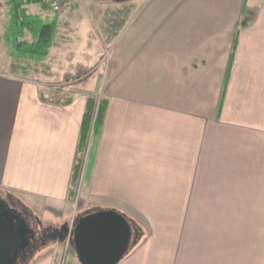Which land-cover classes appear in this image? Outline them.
Masks as SVG:
<instances>
[{"label":"crops","instance_id":"1","mask_svg":"<svg viewBox=\"0 0 264 264\" xmlns=\"http://www.w3.org/2000/svg\"><path fill=\"white\" fill-rule=\"evenodd\" d=\"M158 4L139 33L136 7L120 36L83 38L80 55L60 57L91 68L59 91L45 81L49 94L76 90L62 103L0 60V190L41 226L71 232L81 128L99 97L84 200L131 210L145 230L119 264H264V0ZM65 264H79L75 252Z\"/></svg>","mask_w":264,"mask_h":264},{"label":"rangeland","instance_id":"2","mask_svg":"<svg viewBox=\"0 0 264 264\" xmlns=\"http://www.w3.org/2000/svg\"><path fill=\"white\" fill-rule=\"evenodd\" d=\"M51 1L58 2L60 6L58 11L49 7V3ZM159 4L158 0H0V60L4 61V65L2 67L6 68L8 66L7 59L10 57L11 60H13V69L15 71L23 70L20 71L19 74L25 79L42 84V98L47 101L51 100L56 103H62V101L64 102V100H66V97L68 98L72 96L76 90L72 88L70 89L71 91L66 93L64 92L61 95L58 93L49 94L44 85L45 81H47L48 84L55 86L52 90L56 91V89H60V87L67 82L75 84L77 79L76 77L79 74L81 76L82 74L87 75V71H90L91 68L85 70L76 66V64L74 66L71 62L65 63L60 60V57L64 59L80 55L82 44L81 39L83 38H113L120 36L123 32L122 27L124 22L127 21L130 16V12L136 7L138 9L134 12L131 18V26L132 32L134 31V33H139V22L146 17L153 16L148 12L152 10V7H156ZM22 11L28 17L40 16L44 22H57V30L53 43V46L56 47L53 48L52 46L51 48L53 49H50L51 52H49V54H53L55 58L51 59L50 55H48L44 61L37 62L24 59L16 60L10 55V50L6 43V37L9 34L8 31L12 24L13 15ZM156 15L157 14L153 16L154 20ZM25 33L26 36L21 41L25 40L32 42V36L29 30H26ZM70 66H72V72L70 71L68 73H74L73 76L68 75L69 77L67 76V78H58V76H56L51 79L47 77V74H49V71L51 70L56 71L58 69H62V71H66L67 67L70 68ZM71 84H68V86H71ZM60 96L62 98H60ZM97 99L101 100L99 97H97ZM89 152L90 148L88 145L86 149H84L83 153L80 154L82 158L81 173L77 182L75 184L73 183L71 189L74 208L81 212V217L89 213L103 210L96 207L93 208L90 202H86L83 197V194H86L88 185L90 184V178H88L89 181L86 178L88 171V169H86V165ZM0 195L6 201H9V197H11L14 201H17V198L10 193L0 190ZM17 203L18 205H21L18 201ZM126 210L128 212L124 215L132 219L140 229L139 238L138 236H133V242H135V240H140L141 237L145 236V230L141 227L140 223L133 219L132 215L135 213L131 210ZM43 228L46 232L55 230L46 226H43ZM58 231L61 232V235L64 233V230ZM133 242L131 244V248ZM46 254H54L58 261H60V264H65L67 259L74 254L73 244H68L66 239H48L46 240L45 245L34 254L32 259L29 260L28 264H32L41 256Z\"/></svg>","mask_w":264,"mask_h":264},{"label":"water","instance_id":"3","mask_svg":"<svg viewBox=\"0 0 264 264\" xmlns=\"http://www.w3.org/2000/svg\"><path fill=\"white\" fill-rule=\"evenodd\" d=\"M7 207L0 201V264H17L19 252L30 246L31 230L15 212L11 213L14 226H9L5 220L10 216ZM68 232L66 229L60 239L65 240ZM71 237L79 264H119L133 242V232L126 216L115 210H99L80 217L74 224Z\"/></svg>","mask_w":264,"mask_h":264},{"label":"trees","instance_id":"4","mask_svg":"<svg viewBox=\"0 0 264 264\" xmlns=\"http://www.w3.org/2000/svg\"><path fill=\"white\" fill-rule=\"evenodd\" d=\"M9 28L6 43L9 47L10 55L14 59L42 62L48 57L54 43L57 22H44L40 16L28 17L22 11L13 15L12 24ZM26 30H29L31 33L32 42L21 41L26 36ZM106 108V101L99 100L96 97L89 98L87 102L81 128L77 162L73 172L74 184L77 182L81 173L82 158L80 154L89 145L96 127L103 124ZM126 218L131 226L133 236L135 235L139 238L140 229L132 219ZM136 242L137 240L134 243Z\"/></svg>","mask_w":264,"mask_h":264},{"label":"flooded vegetation","instance_id":"5","mask_svg":"<svg viewBox=\"0 0 264 264\" xmlns=\"http://www.w3.org/2000/svg\"><path fill=\"white\" fill-rule=\"evenodd\" d=\"M8 200L9 201H6L0 195V201L6 203L9 206L7 207V209H9L10 216L5 219L7 224L11 227L14 226V221L11 217V213L15 212L16 214H19L21 216V219L25 221V226L31 230V233L29 234L30 246L25 251L19 252L17 259V264H28L29 260L32 259L34 254L45 245L46 240H56L60 238L61 232L58 230H51L46 232L41 227L40 221L34 218V216L23 205H18L17 201H14L11 197H9Z\"/></svg>","mask_w":264,"mask_h":264},{"label":"built area","instance_id":"6","mask_svg":"<svg viewBox=\"0 0 264 264\" xmlns=\"http://www.w3.org/2000/svg\"><path fill=\"white\" fill-rule=\"evenodd\" d=\"M49 7L55 11H58L60 9V6H59L58 2H56V1H51L49 3Z\"/></svg>","mask_w":264,"mask_h":264}]
</instances>
